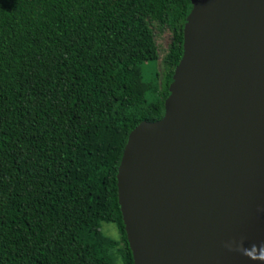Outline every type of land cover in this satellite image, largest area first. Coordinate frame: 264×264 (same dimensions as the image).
<instances>
[{"label":"trees","instance_id":"16d2710c","mask_svg":"<svg viewBox=\"0 0 264 264\" xmlns=\"http://www.w3.org/2000/svg\"><path fill=\"white\" fill-rule=\"evenodd\" d=\"M190 0H0V264H134L118 201L131 132L165 114ZM172 34L163 72L152 25ZM116 225L121 240L102 233Z\"/></svg>","mask_w":264,"mask_h":264},{"label":"water","instance_id":"95a60500","mask_svg":"<svg viewBox=\"0 0 264 264\" xmlns=\"http://www.w3.org/2000/svg\"><path fill=\"white\" fill-rule=\"evenodd\" d=\"M165 114L130 134L134 264H264V0H190Z\"/></svg>","mask_w":264,"mask_h":264},{"label":"rangeland","instance_id":"374dc122","mask_svg":"<svg viewBox=\"0 0 264 264\" xmlns=\"http://www.w3.org/2000/svg\"><path fill=\"white\" fill-rule=\"evenodd\" d=\"M152 28L155 33L156 42L159 49V60L154 63L143 64V77L146 81H154L156 80L157 74H162L163 60L168 53V49L172 41V34L169 31L162 32L155 23L152 25ZM101 230L104 236L116 241L121 240V234L116 225L110 223H102ZM114 264H124L121 256L115 254Z\"/></svg>","mask_w":264,"mask_h":264}]
</instances>
